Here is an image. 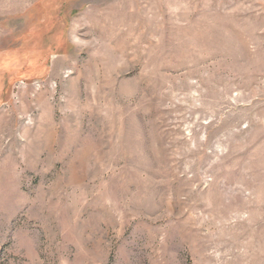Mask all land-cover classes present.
I'll return each instance as SVG.
<instances>
[{
    "label": "rangeland",
    "instance_id": "rangeland-1",
    "mask_svg": "<svg viewBox=\"0 0 264 264\" xmlns=\"http://www.w3.org/2000/svg\"><path fill=\"white\" fill-rule=\"evenodd\" d=\"M0 264H264V0H0Z\"/></svg>",
    "mask_w": 264,
    "mask_h": 264
}]
</instances>
